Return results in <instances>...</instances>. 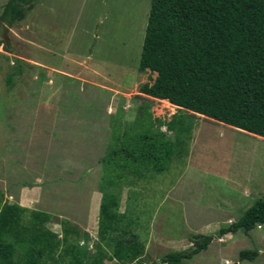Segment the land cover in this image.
I'll list each match as a JSON object with an SVG mask.
<instances>
[{"label":"rangeland","instance_id":"374dc122","mask_svg":"<svg viewBox=\"0 0 264 264\" xmlns=\"http://www.w3.org/2000/svg\"><path fill=\"white\" fill-rule=\"evenodd\" d=\"M150 7L151 0H39L15 26L0 24V190L9 202L53 213L47 227L60 235L63 219L78 225L71 237L90 255L106 191L126 215L111 236L137 234L144 243L135 263L192 250L191 236L202 234L216 237L185 263L264 264V224L219 236L264 198V137L138 98L157 75L138 69ZM117 130L121 140L162 138L163 149L176 148L172 159L161 171L119 167L122 155L109 162ZM102 244L103 264H115ZM244 249L258 256L241 260Z\"/></svg>","mask_w":264,"mask_h":264},{"label":"trees","instance_id":"16d2710c","mask_svg":"<svg viewBox=\"0 0 264 264\" xmlns=\"http://www.w3.org/2000/svg\"><path fill=\"white\" fill-rule=\"evenodd\" d=\"M38 2L8 0L0 11V24L7 30L15 26ZM4 43L0 38V46ZM22 60L16 59L17 75L22 73ZM138 69L157 74L152 84L141 85L143 94L138 98L167 99L175 106L264 137V0H151ZM147 130L151 132L150 127ZM114 134L108 159L111 162L122 155L119 167L143 165L161 171L176 149H163V139L156 142L148 132L127 140L119 138V130ZM161 152H166L164 159ZM118 207V196L104 191L99 242L90 255L87 246L71 237L79 232L78 225L63 219L60 235L47 227L53 213L9 202L0 190V264H103L106 251L102 242L111 249L115 264H140L135 260L141 259L145 246L139 235L127 239L110 234L126 218ZM258 224H264L263 197L239 220L220 229L219 236L240 229L249 233ZM215 237L195 234L190 238L192 250L171 251L160 261L147 264H187L185 260L207 249ZM239 256L253 261L258 251L244 249Z\"/></svg>","mask_w":264,"mask_h":264},{"label":"bare ground","instance_id":"6f19581e","mask_svg":"<svg viewBox=\"0 0 264 264\" xmlns=\"http://www.w3.org/2000/svg\"><path fill=\"white\" fill-rule=\"evenodd\" d=\"M163 101H166V102L169 103L170 105H173V104H171V103L169 102V100H167V99H164Z\"/></svg>","mask_w":264,"mask_h":264},{"label":"crops","instance_id":"0c3cea01","mask_svg":"<svg viewBox=\"0 0 264 264\" xmlns=\"http://www.w3.org/2000/svg\"><path fill=\"white\" fill-rule=\"evenodd\" d=\"M6 169V168H5ZM3 170V169H2ZM5 172V171H4ZM11 197H13V196H11ZM102 200V199H101Z\"/></svg>","mask_w":264,"mask_h":264}]
</instances>
